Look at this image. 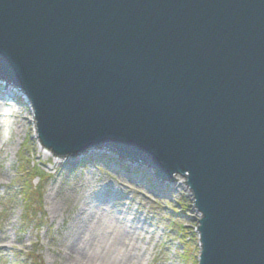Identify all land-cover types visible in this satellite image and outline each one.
<instances>
[{
	"label": "water",
	"instance_id": "95a60500",
	"mask_svg": "<svg viewBox=\"0 0 264 264\" xmlns=\"http://www.w3.org/2000/svg\"><path fill=\"white\" fill-rule=\"evenodd\" d=\"M0 83L56 156L185 178L198 264H264V0H0Z\"/></svg>",
	"mask_w": 264,
	"mask_h": 264
},
{
	"label": "rangeland",
	"instance_id": "374dc122",
	"mask_svg": "<svg viewBox=\"0 0 264 264\" xmlns=\"http://www.w3.org/2000/svg\"><path fill=\"white\" fill-rule=\"evenodd\" d=\"M0 89V264H73L66 247L75 218L97 197L114 224L100 235L93 256L127 259L129 246L118 252L120 227H127L138 243L136 261L127 264L199 263L201 214L185 178L163 182L140 163L134 172L125 170L111 150L53 157L40 147L26 96L1 83ZM158 182L163 190L154 191Z\"/></svg>",
	"mask_w": 264,
	"mask_h": 264
},
{
	"label": "bare ground",
	"instance_id": "6f19581e",
	"mask_svg": "<svg viewBox=\"0 0 264 264\" xmlns=\"http://www.w3.org/2000/svg\"><path fill=\"white\" fill-rule=\"evenodd\" d=\"M6 92L7 94L9 93L11 95L10 91L7 90ZM27 104L31 108L28 101ZM30 121L32 124L34 123L33 115ZM40 147L42 150H45L42 145H40ZM47 153L51 155L50 151H47ZM91 155H93V153L86 154V156L88 157H90ZM53 157L58 156L53 155ZM120 162L125 165V170L129 169V171L134 172L135 163H128L122 160H120ZM152 185L154 191H156L157 189L163 190L162 185L159 184V182L153 183ZM179 186L177 185V187ZM188 191H190L189 188ZM190 193L192 192L190 191ZM192 197L194 200V196ZM99 200L100 198L97 197V199H95L96 203H90L89 205L83 206V208L79 210L78 216H76L75 218L73 239L70 240L68 246L66 247L67 254L70 260L73 262V264H127L126 262H128V259H131L132 263L135 262L138 257L136 256L138 243L134 239V233L131 230H128L127 227H125L124 229L120 227L119 231L121 234L118 235L119 246L121 248V250L118 252L122 253V250L125 251L126 249L124 248H127V246H129L127 253H125L127 259L125 258L121 262L119 261L120 263H118L114 257L110 259L107 258L106 254H104L105 257L93 256L94 254L96 255V247H100L103 241V239H99L100 235L106 227L111 228L114 224V221L112 219L113 217L108 215V212L105 208L103 209L101 201ZM128 240L134 241V243H128ZM133 252H135V255H133Z\"/></svg>",
	"mask_w": 264,
	"mask_h": 264
},
{
	"label": "trees",
	"instance_id": "16d2710c",
	"mask_svg": "<svg viewBox=\"0 0 264 264\" xmlns=\"http://www.w3.org/2000/svg\"><path fill=\"white\" fill-rule=\"evenodd\" d=\"M53 154H54V153H53ZM54 155H55V154H54ZM55 156H56V155H55ZM36 178H38V176H36ZM18 188H19V187H18ZM20 190H24V186L21 185V186H20ZM35 192H37V194L40 196V199H41V198H42V194H39L40 191H37V189H35ZM32 193H33V192H32ZM8 195L12 197L13 195H17V192H13L12 194H11V193H8ZM41 200H42V199H41ZM40 203H41V201H40ZM29 204H31V203L29 202ZM29 204H28V205H29ZM26 215H27V214H24L23 217H25ZM23 221H24V219H23ZM26 223H28V222H26Z\"/></svg>",
	"mask_w": 264,
	"mask_h": 264
}]
</instances>
